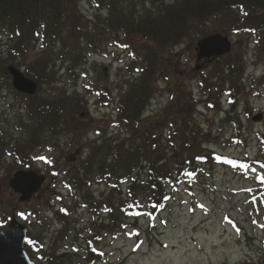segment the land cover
Segmentation results:
<instances>
[{"label": "rangeland", "instance_id": "374dc122", "mask_svg": "<svg viewBox=\"0 0 264 264\" xmlns=\"http://www.w3.org/2000/svg\"><path fill=\"white\" fill-rule=\"evenodd\" d=\"M163 3L171 0H157L155 4L126 0L123 8L136 14L142 9H159ZM72 4L81 16L82 33L87 35L71 33L55 43L43 42L38 36L25 60L48 52L55 82L41 85L38 95L69 102L67 124L87 127L78 131L73 128L72 132L64 129L30 155L22 169L42 173L46 181L26 203L18 202V196L8 187L9 179L15 171L22 170V164L8 153L10 150L4 151L0 158V231H5L12 219L26 226L32 240L25 241L24 249L36 264H42L43 256L49 253L65 254V264L257 262L264 242V188L258 186L256 179L257 174L264 173V56L259 53L263 35L229 34L231 52L241 53L245 64L246 87L236 97L237 112L233 116L235 127L240 130L237 137L233 138L230 123L220 122L223 112L229 109L227 96L219 99L215 109L206 108L208 96L202 92L200 81L201 75L208 77L209 68L194 71L195 44L200 38L197 32L161 52L143 116H156L171 105L177 114L182 111L186 118L195 121L196 126L188 127L195 128L198 134L211 131L213 139L208 147L213 152L246 162L244 169L202 166L193 179L166 187L168 201L163 211L156 215L143 213L124 229L116 226L102 231V225H109L103 202L107 206L118 203L126 185L122 188L120 184L112 192L114 182L90 177V185L79 189L70 183L68 173L78 170L92 146L104 141L116 145L122 140L131 142L129 128L122 129L115 121L118 122L122 97L138 82L142 70L138 50L145 41L105 30L101 21L106 12L99 11L88 0H72ZM215 30L227 36L225 33L231 30L227 19L211 21L203 32L211 34ZM6 49L0 45L1 57ZM18 62L6 60L4 67H18ZM18 68L24 71V66ZM188 75L191 80L184 81ZM3 76L7 79L3 84L11 86L10 77ZM188 100L193 103H187ZM24 105L25 100L12 92H0V133L8 132L6 137L11 136V141L5 139L9 146L23 135L21 122L27 120ZM257 114L263 115L262 120L253 122L251 118ZM167 135L165 128L162 138ZM86 195L92 196L91 202L84 198ZM92 202L97 203L96 207ZM112 208L117 210L116 205ZM87 243L93 247L92 258L86 254Z\"/></svg>", "mask_w": 264, "mask_h": 264}, {"label": "trees", "instance_id": "16d2710c", "mask_svg": "<svg viewBox=\"0 0 264 264\" xmlns=\"http://www.w3.org/2000/svg\"><path fill=\"white\" fill-rule=\"evenodd\" d=\"M88 1L99 11L106 12L101 21L105 30L123 32L126 36L145 41L138 50L142 59L138 82L133 85L131 92L122 97L116 122L122 125V129L129 128L128 139L131 142L122 140L121 144L116 145L104 141L97 147L92 146L78 170L68 173L70 183L79 189L90 185V177L106 183L114 182L116 185L112 192L118 190L120 184L122 188L126 185L118 203L111 202L109 206L105 202L102 204V208H106L109 225H102L101 228L102 231H111L116 226L124 229L143 213L156 215L163 211L168 201L166 187L193 179L202 166L223 165L234 170L244 169L246 162L213 152L208 147L213 139L211 131L198 134L195 128L188 127L189 124L196 126L195 121L186 118L182 111L177 114L171 105L156 116H143L150 101L151 83L158 69L161 52L168 47H175L193 33H199L200 38L210 34L203 32L204 27L219 17L226 18L230 25L231 30L225 33L228 36L231 32L263 35L259 53L264 56V0H171V3H163L159 9H142L136 14H129V10L123 8L126 0ZM148 1L155 4L157 0ZM82 28L81 16L77 14L72 0H0V43L4 40L0 45L7 47L3 57L0 52V92L10 91L23 98L27 118L26 123L21 122L22 137L13 140L11 146L8 142L11 136L6 137L8 132L4 135L0 133V158L4 151L10 150L8 153L17 157L22 164L20 168H25L30 155L44 147L43 140L48 134L56 136L63 129H73L67 124L66 118L70 111L69 102L39 97L37 94L21 95L10 85L3 84L7 80L3 76L4 61L20 60L17 66H24L25 76L38 85L53 84L55 72L50 67L48 52L26 62L31 43L38 36L43 42L51 40L53 43L71 33L86 36ZM220 32L215 30L213 33ZM96 34L99 35L100 31ZM205 66L209 68V74L208 77L201 75L200 82L202 92L208 96L206 108L215 109L219 99L223 95L227 96L229 109L223 112L224 117L220 122L231 124L232 136L235 138L240 133L233 117L237 112L236 97L246 87L243 84V55L230 52ZM186 79L191 80L190 75L184 81ZM187 103L193 102L188 100ZM86 127L82 124L75 129L78 131ZM165 128L168 129V135L163 139ZM7 138L9 140L5 142ZM134 140L135 143H132ZM256 179L258 186L264 188V173L257 174ZM84 198L88 203L92 201L90 195ZM92 204L96 207L97 203ZM114 205L117 206L115 211L112 208ZM62 211L60 209L59 214ZM31 240V234H28L27 243ZM89 244L85 247L86 254L92 258L95 253ZM65 257V254L49 253L43 256L42 264H65ZM241 264H264V242L262 256L257 262L246 261Z\"/></svg>", "mask_w": 264, "mask_h": 264}, {"label": "water", "instance_id": "95a60500", "mask_svg": "<svg viewBox=\"0 0 264 264\" xmlns=\"http://www.w3.org/2000/svg\"><path fill=\"white\" fill-rule=\"evenodd\" d=\"M230 51L231 43L227 36L211 34L197 41L196 61L208 60L209 62ZM201 66H195V70H199ZM6 73L11 77V85L16 92L28 96L35 94L36 82L26 78L19 69L8 66ZM261 119V114L252 117V121L256 122ZM44 182L45 177L34 170H17L9 179L8 186L18 195V202L25 203L39 191ZM27 232V227L15 219L9 222L5 231H0V264H35L24 250Z\"/></svg>", "mask_w": 264, "mask_h": 264}]
</instances>
